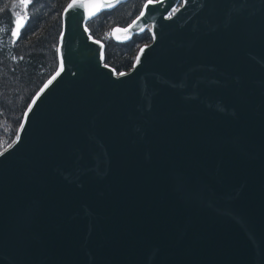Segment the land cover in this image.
Masks as SVG:
<instances>
[{
    "label": "water",
    "instance_id": "water-1",
    "mask_svg": "<svg viewBox=\"0 0 264 264\" xmlns=\"http://www.w3.org/2000/svg\"><path fill=\"white\" fill-rule=\"evenodd\" d=\"M127 1L62 10L0 150V264H264V0H146L116 72L86 23Z\"/></svg>",
    "mask_w": 264,
    "mask_h": 264
},
{
    "label": "trees",
    "instance_id": "trees-1",
    "mask_svg": "<svg viewBox=\"0 0 264 264\" xmlns=\"http://www.w3.org/2000/svg\"><path fill=\"white\" fill-rule=\"evenodd\" d=\"M69 1L0 0V150L13 140L32 97L57 68L61 13ZM145 1L128 0L86 23L105 46L104 63L116 72L129 69L137 48L150 39L145 32L117 43L110 30L126 26Z\"/></svg>",
    "mask_w": 264,
    "mask_h": 264
},
{
    "label": "flooded vegetation",
    "instance_id": "flooded-vegetation-1",
    "mask_svg": "<svg viewBox=\"0 0 264 264\" xmlns=\"http://www.w3.org/2000/svg\"><path fill=\"white\" fill-rule=\"evenodd\" d=\"M145 33V32H144ZM144 33H142V34H144ZM147 33V32H146ZM142 34H139V35H135V36H140V35H142ZM135 36H133V37H135ZM147 36H148V38L150 39V37H149V35H148V33H147ZM146 38V37H145ZM133 39V38H132ZM143 45V44H142Z\"/></svg>",
    "mask_w": 264,
    "mask_h": 264
},
{
    "label": "rangeland",
    "instance_id": "rangeland-1",
    "mask_svg": "<svg viewBox=\"0 0 264 264\" xmlns=\"http://www.w3.org/2000/svg\"><path fill=\"white\" fill-rule=\"evenodd\" d=\"M141 46V45H140ZM140 46L137 48V49H139L140 48ZM138 51V50H137Z\"/></svg>",
    "mask_w": 264,
    "mask_h": 264
},
{
    "label": "snow or ice",
    "instance_id": "snow-or-ice-1",
    "mask_svg": "<svg viewBox=\"0 0 264 264\" xmlns=\"http://www.w3.org/2000/svg\"><path fill=\"white\" fill-rule=\"evenodd\" d=\"M13 35H15V33H13Z\"/></svg>",
    "mask_w": 264,
    "mask_h": 264
}]
</instances>
